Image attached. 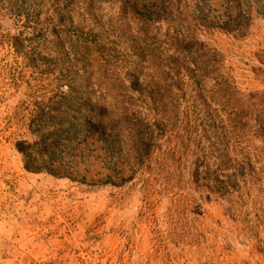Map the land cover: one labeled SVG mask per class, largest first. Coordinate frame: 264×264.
<instances>
[{"label":"rangeland","instance_id":"1","mask_svg":"<svg viewBox=\"0 0 264 264\" xmlns=\"http://www.w3.org/2000/svg\"><path fill=\"white\" fill-rule=\"evenodd\" d=\"M165 6L0 0V264H264V220L254 217L253 203L246 224L230 214L225 199L191 191L193 215L172 223L169 195L146 204L140 181L121 184L132 176L131 165L121 151L104 147L96 127L82 122L44 147L56 159L42 171L16 147L17 140L33 141L29 125L47 122L38 114L68 90L63 71L110 96L96 81L98 52L85 54L76 43L94 28L92 17L100 22L94 32L103 45L97 51L110 62L107 73L145 79L138 86L162 98L160 105L170 96L163 81L167 47L185 39L202 42L205 56L220 62L240 102L264 110V0H168ZM165 38L168 44L158 48ZM73 49L86 61L81 71L67 62Z\"/></svg>","mask_w":264,"mask_h":264},{"label":"trees","instance_id":"2","mask_svg":"<svg viewBox=\"0 0 264 264\" xmlns=\"http://www.w3.org/2000/svg\"><path fill=\"white\" fill-rule=\"evenodd\" d=\"M159 1L165 9L168 0ZM129 7L135 15L141 13ZM150 18L144 16L145 21ZM91 21L94 28L86 35L78 34L76 43L85 54L98 52L97 71L102 74L96 81L110 89V96L90 89V83L83 84L81 75L63 71L61 82L68 90L58 93L54 107L48 105L38 114L48 121L29 125L33 141L16 142L30 166L45 170L56 156L42 149L54 146L85 122L88 128H97L104 147L121 151L131 165L132 176L121 184L140 181L146 204L164 194L170 196L172 223L191 217L196 202L191 191L200 192V198L225 199L230 214L246 224L248 205L253 203L254 217L264 220V110L251 100L240 102V91L233 79L222 73L220 62L205 56L202 42L185 39L167 47L171 51L169 73L161 80L168 83L170 96L168 103L160 105L162 98L138 86L145 79L141 82V77L131 72L126 78L107 73L110 62L103 51H97L103 45L94 32L100 22L96 17ZM167 41L158 40L157 47ZM69 54V65L75 64L78 71L87 67L77 49ZM54 148L56 151L58 146Z\"/></svg>","mask_w":264,"mask_h":264}]
</instances>
